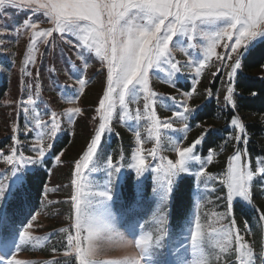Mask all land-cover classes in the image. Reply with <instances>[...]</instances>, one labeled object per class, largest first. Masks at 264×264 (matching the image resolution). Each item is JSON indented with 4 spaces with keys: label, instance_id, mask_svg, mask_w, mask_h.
<instances>
[{
    "label": "snow or ice",
    "instance_id": "6c2138e0",
    "mask_svg": "<svg viewBox=\"0 0 264 264\" xmlns=\"http://www.w3.org/2000/svg\"><path fill=\"white\" fill-rule=\"evenodd\" d=\"M28 13L32 15L28 16ZM19 14L26 18L18 21ZM42 23L50 26L42 28ZM12 32L29 34L28 50L24 53L25 60L20 69L22 75H32L27 65L35 67V53L39 51L37 45H48L49 37L54 39V34L72 46L82 68L75 61H70L69 79H73L74 84L61 86V98L69 105H76L89 82L82 74L90 67L89 60H99L101 67L106 69L103 93L91 118L93 131L74 162L71 181L74 190L70 197L72 223L68 228L60 229L66 233L65 256L74 253L76 264H212L213 260L216 264H264V234L257 252L254 242H249L241 234L234 216L237 202L253 203V184L257 180L264 182V159H258L253 170L246 159L247 151L236 148L229 156L228 167L223 173L215 176L207 172L205 165L211 163L215 152L209 148L204 158L197 155L196 148L206 139H212L218 131L211 126L204 128L187 147H181L178 139L170 141L175 160L161 156L160 163L153 166L144 154L147 152L153 160L157 158L161 147L158 130L172 129L173 118L184 122L182 129H174L181 132L189 130L190 118H198L197 109L189 107L188 101L196 92L198 77L210 66L213 58L221 62L212 73L213 77L224 68L228 69L223 92L224 107L231 106L236 112L229 113L230 127L236 133L229 138L237 143H248L246 125L238 114V101H242L243 96H237L233 80L241 74L244 59L255 54L257 45H264V0H0V36ZM178 44H181L178 50L185 54H189L188 49L201 51L198 58L189 55L187 66L194 69L195 76L191 91L183 93L185 99L179 104L174 96L164 97L149 86L150 70H158L166 73L165 83L176 87L171 78L181 73L182 66L179 61H174L172 52ZM218 48L224 51L219 52ZM39 76L37 70L36 78ZM27 87L31 89L32 85ZM35 87L36 97L30 94L27 100L17 102V107L23 108L26 117V134L35 133V140L29 147L35 155L25 156L17 148V125L12 127L13 144L9 153L0 152L11 173L0 172L3 181L7 182H0V264H24L16 258L21 244L39 242L40 237L29 231L34 226L32 222L37 219L36 215L30 213L29 222L17 229V209L28 202L32 187L41 178L40 169L49 163H62L64 152L58 151L56 145L64 132L63 120L71 125L75 117L84 115V109L77 105L64 108L59 113L46 112L49 118L45 120L36 108L39 84ZM206 92L208 97L213 95L211 89ZM141 93L143 113L138 108L132 116L129 104L136 103ZM158 101L166 110L175 106L172 117L159 118L155 109ZM167 101H172V105ZM117 105L121 121L147 120L148 138L155 139L156 143L145 150L140 132L134 131L137 147L133 149L127 166L135 173V182L131 183L122 173L120 161L108 155L103 162L106 183L101 190L91 194L92 199L83 198L78 196L76 189H83L87 181L85 170L91 172L97 167L104 136L112 131L110 122ZM197 127L201 125L198 123ZM196 164L199 168L194 171ZM149 170L155 174L152 194L157 202L153 221L156 227L154 232L142 231L139 236L127 240L115 227L116 217L110 202L122 198L121 211L134 212L145 195L142 178ZM181 174L195 178L197 210L201 207L200 184L207 187L209 181L217 180L220 187L211 191L220 192L217 200L225 202V212H213L215 220L210 219L206 225L197 211L193 219L186 221L184 240L175 250V260L161 261L154 256L153 250L163 248V241L169 234V205L174 188L179 191L182 187L178 182ZM125 187L128 193L122 197L121 189ZM48 191L52 189L45 185V194ZM261 191L264 192V183ZM259 220L264 222V212H260ZM246 228L250 234V226L246 224ZM100 240H115L119 247H134L137 251L118 258L97 260V242ZM52 251L55 253L57 249ZM49 264H59V261L53 259Z\"/></svg>",
    "mask_w": 264,
    "mask_h": 264
},
{
    "label": "rangeland",
    "instance_id": "374dc122",
    "mask_svg": "<svg viewBox=\"0 0 264 264\" xmlns=\"http://www.w3.org/2000/svg\"><path fill=\"white\" fill-rule=\"evenodd\" d=\"M27 15L31 16L32 14L28 13ZM25 18L26 16L24 14H19L17 16L18 21H22ZM8 22L9 24L12 23L11 21ZM49 26L50 25L47 23H42L40 25V27L42 28H46ZM0 40L3 41V43H0V80L5 73H8L7 91L3 97L4 103L0 108V136H4L5 134L12 132V127L16 125V117L18 113H21L22 124H24L25 126L26 117L23 112V108L17 107V102L22 100H27L30 94L36 97V91H34L33 88H36L35 87L36 84H40L39 78L38 79L36 78V72L41 65H42L41 72L44 73V75L46 76L50 75L49 76L50 81L48 82L50 84L49 87L56 86V88L59 89V91L57 92L58 93L57 98L58 101L61 103V107L65 106V108H67L77 105L80 106L85 101H87V99H91V98L96 99L97 96L102 95L103 87L106 82V69H103L101 67L99 60L91 59L88 61L90 67L86 71H82L83 76L86 77V79L89 82L88 85L85 86L84 92L80 96V99L76 102V105H69L67 103L65 104V102L62 100L61 86L65 84L67 85L74 84V80L69 79V75L71 74L70 61H75L78 67L82 68V65L81 62L76 59L72 46L63 42L58 34H54V39L53 37H49L50 43L48 45H45L43 43H39L37 45L39 51L35 53L36 65L35 67H33V65L31 64L27 65L28 71L32 73L31 76L22 75L20 71L21 67L23 66L22 61L25 60L24 53L28 50L29 34L27 32H23L21 34L12 32L9 35L0 36ZM181 43H183V40L181 41ZM180 46L181 44H178L177 48H174L172 52L174 61H179L182 66L181 73L171 78L175 81L176 87H172L169 83L164 82V80L167 79V75L165 72H160L158 70H150V78H149V86L152 89V91L164 97L174 96L176 98L177 104L184 101L185 97L183 93L189 92L192 89V82H193V77L195 76V72L193 68L187 66L189 55H191L193 58H198L201 56V51L199 49L196 50L188 49L189 54H185L184 51L178 50ZM184 46L186 47V44H184ZM217 51L223 52L224 49L218 48ZM220 65L221 62L213 58L210 66L205 68L203 72L200 74V76L198 77L199 82L196 84V92L192 95L191 99L188 101L189 107L198 110L205 100H210L211 98H215L216 100H219L220 98L221 99L223 98L224 86L227 83L228 69L224 68L215 77H213L212 75V73L215 72L217 67H220ZM52 69H55V71H52ZM86 73L89 74V77ZM217 76H218L216 80L217 84L215 87H212L211 85L214 83ZM97 78L103 79V82L96 81ZM28 84L32 85L31 89L27 87ZM53 89L55 90V88ZM207 89L212 90L213 95L211 97H208L206 92ZM217 90H220L219 93H217ZM44 92L46 95H49L50 90L46 89ZM42 100L43 98L38 96L36 108L43 116V118L47 120L48 114H46V112L49 113V110L47 109L44 101ZM167 103L169 105H172V101H167ZM143 105H144V99H143V94L141 93L136 103L129 104L131 115L135 116L136 110L138 108L140 109L141 113H143ZM58 109H61L59 108V105H58ZM155 109L159 118L161 120H165L166 118L172 117V111L175 110V106H173L171 110H166L164 107L161 106L160 102L158 101L157 104L155 105ZM179 110L182 111L183 109H179ZM92 113H94L95 115V109H90L89 114ZM260 118L262 119V122L264 124V115L260 116ZM191 120L192 119L190 118L188 121L189 130L187 132L174 131V129H182L184 127V122L175 118H173L172 120V129L160 128L158 132L161 139V147L157 153V158L153 160V158L151 156H147V152H145V156L147 157V162L155 166L156 164L160 163L159 157L161 156H165L169 159L175 160L176 154L174 151L170 150L171 148L170 141H175L178 139L180 140L181 147H187L192 143V141H194L200 135V133L207 126L205 122H199L201 127H197L198 123H196L194 126H190ZM63 122L68 124L66 119L63 120ZM242 122L245 124L246 119L245 118L242 119ZM71 125H72V130H71L72 138L68 149H71L72 151L71 155L74 158L77 154L79 156L81 155L87 143H85L86 141L83 140L85 139L84 137L83 139H80L79 136H73L74 125L73 124ZM110 127L112 131L110 133H106L104 136V141L106 140L105 144H109V143L111 144V142H109L110 141L109 139H114L116 140L115 141L116 147L121 149L122 146L128 145V141H129L128 134L132 138V143L134 146L129 153V160L131 158L133 149L137 147L135 143L134 131L140 132L141 138L144 141L143 148L145 150L151 149L153 145L156 143L155 139L148 138L149 122L143 119L138 122L135 120H127L126 122L121 121L120 109L118 105L115 112L113 113V117L110 122ZM6 128L8 133H6L5 131ZM213 128L216 129V126H213ZM20 130L21 132H19L17 136V139L19 141L17 148L19 149V151H22L25 155L26 147H24V145L26 144L31 145L34 142L35 133H31L27 135L25 132V127L23 126ZM229 131L230 132L226 134L224 139L217 142V144L211 148L214 150L215 155L211 163H207L205 165L206 171L207 172L211 171L212 173L211 172L209 173L215 176H219L227 169L228 158L234 153L236 148L247 151L246 159L249 162L250 166L253 168V170L255 169L257 160L264 159V153L254 152V150L252 149V147L256 146V143H260L264 145V132L262 133L261 136H258L256 134H253L251 131H249L246 128V132L249 137V140L247 144H244L243 142L237 143L234 139H230L229 137L234 136L236 133L233 131L232 128H229ZM24 133L27 136L21 137V134ZM12 135L13 133H11V137ZM10 149L11 147L8 149L7 154L9 153ZM203 149H204V145L201 143L200 145L197 146L196 153L197 155H200L205 158L206 155L203 154L202 152ZM28 153L30 154V156L35 155L33 152H28ZM68 155H69L68 153H65L63 157L67 158ZM100 155L103 154L100 153ZM114 160H119L120 163H123V159H121L120 154L114 156ZM98 164L99 161L97 160V165ZM1 165L4 166V169L3 170L0 169V172L10 175L11 173L10 171H8L10 166L6 165L3 162L2 158L0 159V166ZM198 168H199V164H196L193 170L194 171L198 170ZM85 172L87 176V181L84 182L83 189L77 187L76 191L78 196H81L86 199H92L91 194L98 190H101L103 187V185L95 187L93 186L92 182L96 179V183L102 184L105 181V173L102 172L96 173V170L94 174L93 171L87 172V170H85ZM148 172L151 173L153 176L155 175L150 170ZM184 175H188V174H181V177ZM0 182L7 183L6 181H3L2 176H0ZM262 183L264 182L257 180L253 184V203L251 205L247 204L246 202H242L247 209L246 212V214H248L247 218L243 215V213L241 214V212L238 213L235 218L236 224L239 227L241 234L244 235L245 239L248 240L249 242H254V246L257 252H259L262 234H264V222L259 220L260 212H264V192L261 191ZM47 187L49 189L54 190L51 187V185L49 186V184ZM219 187L220 185L217 180L209 181L207 187L204 184H200L199 203L201 204V207L199 208V210H197L195 207L198 200L197 184H196V190L193 196L194 207L192 211L184 220V222L182 223L180 228L176 231V233L170 231L172 233H169V235L165 237L163 241L164 247L161 249L153 250L154 256L157 259L161 261L175 260V250L179 246V243L184 240V234H185L184 230L186 228V221L193 219L194 216L197 214V211L201 217L202 223L206 225L208 224L210 219L213 221L215 220V217L212 216L213 212H219V213L225 212V206H224L225 202L222 200H217V197L220 195V192L211 191L212 188H219ZM73 190L74 189L72 186V192ZM51 195H52V191H48L46 193V198H44L43 201V208L40 210V212H38V216H36L37 219L34 221L33 224L34 226L32 228L43 229L46 222L49 220L47 214L50 212V209L45 206L50 201L49 196ZM70 197L71 194L69 197L62 199L61 201L69 202L71 200ZM54 198L59 199L58 197L56 198V196H54ZM110 204H112V211L116 217L115 227L118 232L123 233L125 239L132 240L134 236H139L142 231L154 232L156 225L154 224L153 221H154V213L156 212L157 209V202L153 194L147 205L148 209L145 207L142 208L137 205L134 209V212H125V211H121L120 208L118 210H114L115 204L113 202H110ZM256 209H259L260 212H258ZM64 217L65 215H58L54 219L61 221L62 219H64ZM246 224L250 226V234H249V229L246 228ZM141 226H143V228H141ZM97 243H98V252L95 258H99L101 261L109 258H118L125 255L135 254L137 251L134 247H129V248L119 247L115 240L113 241L100 240ZM45 244L46 246L53 245V239H50ZM42 245L43 244L41 243L39 244L38 242L22 243L17 253L20 252L29 253L32 247L39 248ZM16 258L24 262L25 264V259H23L24 258L23 256L17 255ZM212 264H216V261L213 260Z\"/></svg>",
    "mask_w": 264,
    "mask_h": 264
},
{
    "label": "trees",
    "instance_id": "16d2710c",
    "mask_svg": "<svg viewBox=\"0 0 264 264\" xmlns=\"http://www.w3.org/2000/svg\"><path fill=\"white\" fill-rule=\"evenodd\" d=\"M96 62V61H93ZM95 69V68H94ZM40 76H39V96L43 98L42 101H44L47 109L49 110V113L55 111L59 113L58 111H62L64 107H61V103L58 101L57 98V92L59 91L56 86L49 87V81H50V75L46 76L44 73H42V65L38 69ZM49 74V73H48ZM89 77V74L86 73ZM8 73H5L1 80H0V108L2 107V104L4 103L3 97L7 91L8 86V79H7ZM86 78V77H85ZM218 76L216 77L214 83L211 85L212 87H215L217 82ZM42 81V82H41ZM96 81L103 82V79L97 78ZM88 85V84H87ZM86 85V86H87ZM188 86V83H187ZM233 86L236 88L237 96L242 95L243 100L238 101V114L242 119H246V128L251 131L253 134H256L258 136H261L264 132V124L262 122V119L260 116L264 115V45H257L255 49V54L253 56H248L243 61V66L241 69V74L236 76L234 78ZM55 88V90L53 89ZM49 89L50 93L49 95L45 94V90ZM34 91H37L36 88H33ZM251 93H256L255 96L251 95ZM100 96V95H99ZM99 96L96 97V99H87L80 107L84 109V115L75 117L74 119V133L73 136H79L80 139H83L87 141L90 139V135L93 131V124L91 123V118L94 115V113H90V109H95ZM85 97V96H84ZM94 98V97H93ZM66 104V103H65ZM224 100L223 98L216 100L215 98H211L210 100H205L200 108L197 110V119H192L190 121V126H194L196 123L199 122H205L206 127H213L216 126V129L218 130L212 139H206L202 144L204 145L203 154L208 155L209 148L214 147L217 142L221 141L225 138L226 134L229 133L230 127V119L231 116L229 115L230 111H232V114H236L235 111L231 109L230 106H227V108L223 107ZM58 105L59 108L58 109ZM227 109V110H225ZM260 115V116H259ZM21 113H18L16 117V125L19 127V131L16 133V136H18V133L21 132L22 126L24 127V124H22L21 119ZM49 118V116H48ZM224 124V125H223ZM62 127L64 129V132L60 134V139L57 142V150L63 151L64 155L65 153H68V157L64 158L62 156V163L59 165H56L54 162L44 165L41 169V178L37 180L36 184L31 189V194L28 202L17 209L16 215H17V222H16V228L20 229L23 225L27 224L30 220V213L32 215L38 216V212L43 208V201L46 196L45 194V185L49 186L54 189L52 190V195L49 196L50 201L45 206L50 209V212L47 214L49 217V220L46 222L44 228L34 229L31 228L29 231H31L34 236L40 237L39 244H43L41 247H32L30 252H20L17 253V255L23 256L25 259V264H49L50 261L55 259L56 261H59V264H76L75 260V254L72 253L69 256H65V236L66 233L60 232L61 228H68L69 225L72 223V202L71 200L69 202H62L61 200L69 197L70 194L72 195V173L74 169V162L76 159H78L79 155L77 154L74 158L72 157V151L71 149H68L70 141H71V130L72 125H69L65 122L62 123ZM205 127V128H206ZM6 133L7 128L5 129ZM11 133L5 134L4 136H0V152H3L4 154H7L8 149L12 146L13 141L11 139ZM29 135V134H27ZM27 135L21 134V137H26ZM129 141L128 145L122 146L121 149L117 148L115 145L114 139H109L111 144H105L106 140H103V145L101 152L103 155H100L98 158L99 164L97 167L93 170V174L96 170V173H105V181L107 180L106 172L104 171V160H106L108 155H111L114 159V156L117 154H120V156H123V163L121 164V170L122 173L125 174L127 179L131 182H135V173L132 172L128 168L129 163V153L131 149L133 148L132 138L128 134ZM260 145V146H258ZM26 147L25 156H30L28 152H31L29 150L30 145H24ZM254 152H262L264 153V145L260 143H256L255 147H252ZM145 154V153H144ZM205 157V158H206ZM2 157H0L1 159ZM73 158V159H72ZM49 160H51V157H48ZM68 159V160H66ZM102 166V167H99ZM31 167V166H29ZM210 167V166H209ZM0 169L3 170L4 166L1 165ZM49 170H51L49 172ZM211 172V171H209ZM212 173V172H211ZM95 176V175H94ZM153 175L149 172H146L144 174L143 180V186H144V192L145 195L142 199V201L138 204V206L142 208H147V205L149 203V200L152 196V188H153ZM105 181L102 184L96 183V179L92 182L93 186H101L104 185ZM178 182L182 184V187L179 189V191H175L174 188V196L172 200L170 201L169 205V225L168 230L169 233H172L170 231H173L176 233V231L180 228L184 220L187 218V216L190 214L194 207V201L193 196L194 192L196 190V181L194 177H191L189 175H184L180 179H178ZM128 193V188H122L121 189V196L124 197ZM58 197L59 199H55ZM115 204V209L118 210L120 208V205L123 203V199L117 200L116 202H113ZM243 213V215L247 218L248 214H246L247 209L245 205L242 202H237L234 209V216L236 218L237 214ZM58 215H65L64 219L61 221L55 220ZM53 221V222H52ZM34 224V221L32 222ZM149 232V231H146ZM169 235V234H168ZM50 239H53V245L46 246L45 243H47ZM53 248H56L57 251L54 253L52 251ZM97 260H100L99 258H96Z\"/></svg>",
    "mask_w": 264,
    "mask_h": 264
}]
</instances>
